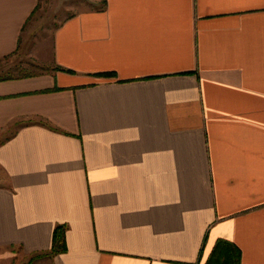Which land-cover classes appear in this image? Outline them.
<instances>
[{"label": "crops", "instance_id": "1", "mask_svg": "<svg viewBox=\"0 0 264 264\" xmlns=\"http://www.w3.org/2000/svg\"><path fill=\"white\" fill-rule=\"evenodd\" d=\"M39 4L0 0V249L207 264L226 239L264 264V0H103L12 74Z\"/></svg>", "mask_w": 264, "mask_h": 264}, {"label": "rangeland", "instance_id": "2", "mask_svg": "<svg viewBox=\"0 0 264 264\" xmlns=\"http://www.w3.org/2000/svg\"><path fill=\"white\" fill-rule=\"evenodd\" d=\"M102 5L103 0H40V4L26 28L25 35L29 38L30 45L22 47L15 57L6 59L4 65L9 66L8 69L12 71L9 72L12 74L19 75L38 71L40 67L33 61L37 60V48L32 43L39 44L42 41L48 43L55 26L65 16L79 10L101 7ZM4 251L0 249V264H24L25 260L21 254H5Z\"/></svg>", "mask_w": 264, "mask_h": 264}, {"label": "trees", "instance_id": "3", "mask_svg": "<svg viewBox=\"0 0 264 264\" xmlns=\"http://www.w3.org/2000/svg\"><path fill=\"white\" fill-rule=\"evenodd\" d=\"M105 74L109 75L110 73ZM64 237V226L58 225L54 231L53 253L65 250ZM207 264H241V251L234 243L226 239H219Z\"/></svg>", "mask_w": 264, "mask_h": 264}]
</instances>
